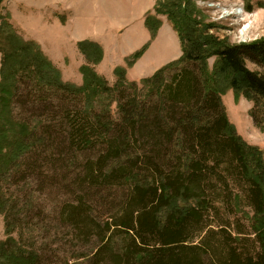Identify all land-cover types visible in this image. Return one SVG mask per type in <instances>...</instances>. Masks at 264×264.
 Listing matches in <instances>:
<instances>
[{
    "label": "trees",
    "instance_id": "obj_1",
    "mask_svg": "<svg viewBox=\"0 0 264 264\" xmlns=\"http://www.w3.org/2000/svg\"><path fill=\"white\" fill-rule=\"evenodd\" d=\"M155 11L146 18L153 39L161 24L157 15L167 16L183 56L141 80L159 100L149 109L136 92L138 83L127 81L125 68L115 70L119 82L110 87L90 66L103 59L98 44L78 45L90 63L80 68L83 85L78 87L62 80L39 46L25 42L9 23H0V181L17 173L43 175L53 161L76 166L78 151L87 162L78 172L88 185L81 193H126L123 211L103 229L84 197L64 203V224L87 238L94 231L100 240L77 264H264V149L243 140L221 101L232 90L237 99L243 96L254 103L252 116L264 130V74L247 67V60L264 65V39L236 45L210 35L212 26L197 20L191 0H157ZM148 48L132 54L127 67ZM212 57L217 61L210 71ZM24 85L31 103L59 111L56 125H33L19 118ZM126 90L132 91L130 97ZM104 96L107 105L119 104L120 122L102 105ZM52 99L62 103L51 104ZM96 104L107 115L98 113ZM99 149V157L91 158ZM2 187L0 214L5 216L7 240L0 242V264H41L42 251L25 248L24 233L15 223L29 217L34 207L14 198L11 202ZM231 188H240L244 196L232 194ZM243 201L252 213L251 220L243 214L250 233L239 218L238 224L229 220L241 213ZM19 203L26 204L21 211ZM222 211L229 217L215 222Z\"/></svg>",
    "mask_w": 264,
    "mask_h": 264
},
{
    "label": "rangeland",
    "instance_id": "obj_2",
    "mask_svg": "<svg viewBox=\"0 0 264 264\" xmlns=\"http://www.w3.org/2000/svg\"><path fill=\"white\" fill-rule=\"evenodd\" d=\"M191 2L195 7L197 20L212 26L207 30L210 35H215L220 40H227L228 43L236 45L264 39V0H191ZM156 4L157 0H4L0 11L3 18H0V23H9L25 42L39 46L52 64L61 71L62 80L78 87L83 85V75L80 68L90 63L78 47L79 43L83 41L74 39L70 32L72 28L70 24L75 20L80 24L75 25L74 28L82 32L78 37L85 36L86 33H89V30L95 33L106 32L107 39L112 42L111 45H114L115 48L116 41H121L120 48L124 52L133 41H136L137 36L141 34L143 29V32L147 31L151 35V41L155 40L158 33H161L160 39H162L163 50L155 51L161 57L158 58L157 64L153 65L149 61L152 65L147 62L148 66H144L146 71L138 74L142 76H136L132 73L130 77L135 81L127 78L129 82L138 83L136 92L141 97L142 106L149 109L151 106H156L154 103L159 102V100L154 95L150 96L152 88L145 87L141 80L153 77L159 70L172 62L178 61L183 56V49L181 48L180 52L175 46V42L179 40L181 43V40L167 16L157 15L161 24L154 39L147 28L146 18L149 14H157L155 11ZM88 25H91L90 29L85 27ZM172 32L177 39L174 38ZM151 41L144 46H150ZM163 44H166L170 51H167L168 49L165 51V45ZM171 44L174 45V49H172ZM135 46H137V43L131 46L130 50ZM163 51L165 52L163 53ZM173 56L177 58L167 62ZM2 57L0 53V81ZM129 57L125 59L123 65L119 66L126 69V74L127 70L131 69L127 67ZM216 61V57L208 60L210 71L213 70ZM90 66L97 73L101 72L104 75L99 73L107 79L110 87H114L119 82L118 77L115 75V70L119 67L113 72L107 70L108 74H104L102 69L99 68V64H90ZM247 67L252 71L264 74V65L247 60ZM194 69L197 70L196 65H194ZM150 72L153 73L150 74ZM174 74L175 72H172L168 77H172ZM28 89L24 85L21 91L17 108L19 109V118L28 120L33 125L41 124V122L56 125L57 123L54 121H59V111L55 107L54 111L52 105L31 103L28 99L30 90ZM131 93V90L125 91V94L129 97ZM60 95L58 94L59 98ZM52 100L51 104L62 103V100ZM221 101L226 108L228 119L236 127L243 140L248 145L264 149V130L256 124L252 116L254 103L243 96L237 99L232 90L222 95ZM101 103L103 106H107L108 110L110 108L109 113H111L112 118L120 122L119 104L113 102L107 105L108 101H106L105 96ZM78 107L82 110L80 104ZM96 111L102 113V115H107V113L101 111V104H96ZM98 152H100V149L97 150V153H92L91 158L92 156L98 158L100 155ZM76 154L80 156L76 166L70 162L53 161L44 169L45 173L43 175L29 173L24 176L22 173H17L5 180L4 178L1 179V181H4L0 186L2 190V186H4L6 198H12L11 202L13 198L29 202V205L32 208L34 207L33 213L29 217L26 215L15 223L17 224V231L24 233L22 244L25 245V248L30 251L33 249L42 251L41 264H77V258L82 253L91 252L100 244L96 232L88 233L90 238H87L85 235H79L78 231L75 232L69 224H64L62 219L64 203L84 197L85 200L90 202L87 203V208L93 213L96 224L100 229H103L109 220L111 221L115 216L121 214L127 201L126 193L122 191L116 192L114 195L108 191L100 193L97 190L91 191L90 194L81 193L88 185L82 177L79 178L78 172L82 170L83 165L87 162L81 152L76 151ZM231 190L232 188L230 189L232 194L244 196L240 188ZM219 194L221 195V193ZM95 199L99 201L93 203L92 200ZM25 207L26 204L20 206L19 203L18 210L21 211ZM246 208L247 203L243 201L241 213L230 215V218L225 211H222V215L216 221L213 219L212 224L214 221L219 220L223 222L228 217L231 222L238 224L240 219L245 226V228L244 226L242 228L245 232L250 233L248 230L249 221L244 219L243 214L251 220L252 213H248L249 211ZM26 209L29 210L28 207ZM220 218H223V221ZM215 226L217 225L215 224ZM18 232L14 235V238L17 234L19 236L20 233ZM115 238L118 242H122V237L116 236ZM5 240H7L5 216L0 214V242ZM195 242L197 244L200 239L196 238ZM205 262L206 264H216L207 260Z\"/></svg>",
    "mask_w": 264,
    "mask_h": 264
},
{
    "label": "crops",
    "instance_id": "obj_3",
    "mask_svg": "<svg viewBox=\"0 0 264 264\" xmlns=\"http://www.w3.org/2000/svg\"><path fill=\"white\" fill-rule=\"evenodd\" d=\"M77 22L78 21L75 20L73 23L70 24V25H72V28L70 29V32L72 34V37L74 39H76L77 41H90V42L96 43L99 46H101L104 55H103L102 61L99 63V68L102 69V72L104 74H108L106 72L107 70H110V71L113 72L117 67H119L120 65H123V63H124V61H125V59L127 57L131 56L137 50L141 49L146 43H148V42L151 41V35H149L147 31L146 32H143V30H144L143 29L141 31V34L137 36L136 41L135 42L133 41V43L130 44V47L136 45V43H137V46H135L131 50H130V47H128V48H126L127 50H125V52H124L120 48V45H122L121 44V41H116L117 42V45H116V48H115L114 45L113 46L111 45L112 42H109V40L107 39L106 32H103V33H95L93 31H90L89 30V33H86L85 36L78 37V35L80 33H82V32L80 30L77 31L76 28H74L75 25L80 24V22L79 23H77ZM85 27H88L90 29L91 28V25H88V26H85ZM158 35L155 38V40L151 41L150 46L147 49V51L145 52L144 56H142L138 60V62L133 66V68L127 70V78H129L131 81H135V80H133L130 77V75H132V73H134L136 76H142V75H138V74L146 71L145 70L146 68L144 66L145 65L148 66L147 65V62H148L149 65H152L151 63H153V65H155L159 61L158 58H161L159 56L160 54H157L158 52L157 53L155 52L157 50H163L162 39H160L161 38L160 37L161 33L160 34L158 33ZM173 35H174V38H175L176 36H175L174 33H173ZM175 39H177V38H175ZM175 43H176L175 46H177L178 50L181 52V48L182 47H181L180 41L177 40ZM163 45H165V49H164L165 51H166V49H168L167 51H170V49L168 48V46H166V44H163ZM172 49H174V45H172ZM165 51H163V53ZM119 52H120V55H119ZM155 55H156V57H155ZM176 58L177 57L173 56L167 62L173 61ZM149 61H151V63H149ZM157 68H158V66H157ZM99 73L101 75H103L101 72H99ZM152 73L153 72H150V74H152ZM136 80H138V79H136Z\"/></svg>",
    "mask_w": 264,
    "mask_h": 264
}]
</instances>
